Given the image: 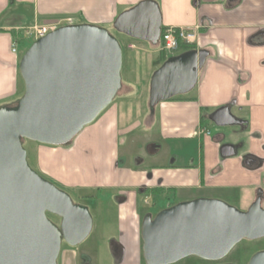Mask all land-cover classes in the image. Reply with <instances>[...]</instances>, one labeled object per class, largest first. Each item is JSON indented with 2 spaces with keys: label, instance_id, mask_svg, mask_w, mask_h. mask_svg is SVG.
<instances>
[{
  "label": "water",
  "instance_id": "water-1",
  "mask_svg": "<svg viewBox=\"0 0 264 264\" xmlns=\"http://www.w3.org/2000/svg\"><path fill=\"white\" fill-rule=\"evenodd\" d=\"M162 17L155 0H139L120 12L113 29L152 46L159 42ZM121 44L107 28L90 23L58 26L22 52L18 72L23 89L14 106L0 105V264H58L64 243L90 234L93 218L86 205L39 175L28 163L23 140L64 145L110 105L121 88ZM208 56L191 49L169 56L151 74L148 107L190 92ZM217 126L245 121L222 106L208 115ZM150 154L158 146H148ZM220 154H235L224 144ZM248 156L245 163L254 165ZM121 201V200H120ZM48 214L55 215L54 222ZM264 236V209L257 197L239 209L216 197L181 200L144 215L141 253L145 264H174L195 256L214 261L240 240ZM235 264V263H222ZM248 264H264V250Z\"/></svg>",
  "mask_w": 264,
  "mask_h": 264
},
{
  "label": "crops",
  "instance_id": "crops-1",
  "mask_svg": "<svg viewBox=\"0 0 264 264\" xmlns=\"http://www.w3.org/2000/svg\"><path fill=\"white\" fill-rule=\"evenodd\" d=\"M137 1L0 0V99L9 97L11 93L18 94L21 90L18 54L22 52V46L26 47L27 28L34 24L52 23L67 16L72 17L74 23L104 26L112 24L120 12ZM189 1L192 4L190 7ZM183 4L185 7H176L178 10L165 17L166 23L162 24L197 28L196 49H206L208 56L198 71L197 83L191 93L193 99L165 100L161 104L160 114L162 120L166 117L168 121V136L191 139L190 143L196 147V158L193 159L196 164L188 162L182 166L184 170L173 172L174 178L181 174L182 177L178 178L184 180L181 183L160 175L158 169H154L145 182L144 172L117 167V183L105 186L118 189L122 185L120 180L127 179L130 188L142 183L147 193L162 195L165 191H173L175 201L199 196L214 197L205 195L209 191L238 196L242 201L245 198L243 191L254 190L246 203L249 206L264 177V0H185ZM16 42L18 54L11 50ZM128 44L126 49H136L141 43H134V48H128ZM222 106H228L232 115L245 121L244 127L238 126L240 131L220 130L211 134L207 123L200 125L202 117L209 119L208 115ZM95 127L84 128L71 142L59 148L61 154H55L58 150H51V158L47 157V149L40 148L36 160L38 169L47 170L57 180L68 179L65 175L73 171H77L78 175L86 173L88 168L80 164V160L88 162L95 157L97 161L103 151L100 147L93 151L89 146L92 140L102 138ZM203 129L211 135L210 139L203 135ZM243 133L248 136L244 141L240 135ZM228 134L235 136L233 140L227 138ZM111 141L118 145L119 135L114 133ZM77 143L82 144L80 151L75 148ZM224 144L233 145L235 154L221 156L220 148ZM54 154L55 158H52ZM249 155L263 160V163L249 166L245 163ZM117 164L118 158L110 153V165L114 170ZM120 193L125 200L117 204L120 221L117 260L112 258L116 264H145L141 259L142 242L138 215L133 210V194ZM72 255L69 250H63L60 264H91L89 261L79 263Z\"/></svg>",
  "mask_w": 264,
  "mask_h": 264
},
{
  "label": "rangeland",
  "instance_id": "rangeland-1",
  "mask_svg": "<svg viewBox=\"0 0 264 264\" xmlns=\"http://www.w3.org/2000/svg\"><path fill=\"white\" fill-rule=\"evenodd\" d=\"M159 6L162 22L165 24V17L171 16L172 12L178 10V6L185 7V0H155ZM192 6L189 1V7ZM103 27L107 28L116 38H118L124 47L125 53L122 56L121 66V88L118 91L115 100L90 124L89 126H96L94 129L98 130L102 138L97 141L89 143L90 148L94 151L96 147H100L102 151L101 158L95 161L93 157L86 162L81 159L80 164L87 166V171L78 174L77 171L70 172L65 175L68 179L57 180L55 175L49 174L47 170H39L37 167V155L40 148L47 149V157L51 158V150H58L55 154H61L59 148L64 145H46L34 141H25L24 147L27 152V160L32 169L39 175L52 182L59 189L67 192L74 202H79L86 205L93 218V226L88 237L81 243L70 246L65 243L62 244L58 256V263L60 264L62 251L69 250L72 252V257L79 263L91 262V264H116L110 252V242L117 241V231L120 226L118 219V207L114 200L117 193L123 192L125 195L129 192L133 194L134 198V212H136L139 228L145 214L149 212H156L163 208L167 201L165 197H172V192L165 191L164 194H157L152 192H140L139 189L143 184H137L136 187L130 188L127 185L128 180H120L122 185L118 189L109 188L105 185L117 183V167L119 169L125 168L129 171H140L145 174V182L147 177L151 176L154 169L160 170V175H166L176 183H181L184 180H179L182 177L178 174L176 178L172 177L173 172L177 170H184L183 165L188 162L196 164L194 155L195 145L190 143L191 139H180L179 137L168 136V121L166 117L162 120L160 114V107L162 102L154 106L153 114L149 112L148 108V90L149 80L152 72L155 70L152 61L157 55V49L144 43L138 44L136 49H126L124 46V36L116 32L112 24H106ZM135 45V47H136ZM139 45H142L140 47ZM144 46V47H143ZM27 48L22 46V52ZM11 72V69L8 73ZM7 72L5 76L7 77ZM10 82H12L10 73ZM19 76V74H18ZM20 88L22 90V80L19 76ZM14 84V83H12ZM13 88V87H12ZM11 88V89H12ZM20 90V91H21ZM16 99V94L11 93L9 97L0 99V105H8ZM211 134L216 131H240L238 125L233 126H217L212 122L206 124ZM83 128V129H84ZM82 129V130H83ZM81 130V131H82ZM203 135L211 138L210 134H206L203 129ZM80 131V132H81ZM243 132V131H242ZM116 133L119 135L118 145L112 144V135ZM167 133V134H166ZM242 140H246L248 136L244 133L240 134ZM235 136L230 134L227 138L233 140ZM75 138V137H74ZM156 144L158 150L150 154L148 146ZM190 144H192L190 146ZM76 150H81L82 144L77 143ZM44 151V150H43ZM110 153L118 158L116 170L110 165ZM55 154L52 158H55ZM139 158L140 164L137 165L136 159ZM59 159V158H56ZM55 168L57 166H54ZM48 168V167H47ZM52 169V167H51ZM56 170V169H55ZM183 173L185 171H182ZM159 175V176H160ZM123 176V175H120ZM93 184V186H90ZM148 186V185H147ZM99 188V189H97ZM254 190L243 191L244 200L230 194H222L221 192H206L205 195L220 198L227 203L239 208L245 209L247 200L252 196ZM89 194L92 197H83ZM146 200L153 202L150 206L146 204ZM133 202V200H132ZM264 206V204H263ZM53 220L55 217L49 216ZM247 247L246 252L242 257L238 255V249ZM252 249L264 250V237L257 241L244 240L241 244L229 254L226 260L244 264L252 253ZM252 250V251H250ZM241 258V259H240ZM175 264H211L203 261L195 256H190L187 259L178 261Z\"/></svg>",
  "mask_w": 264,
  "mask_h": 264
},
{
  "label": "built area",
  "instance_id": "built-area-1",
  "mask_svg": "<svg viewBox=\"0 0 264 264\" xmlns=\"http://www.w3.org/2000/svg\"><path fill=\"white\" fill-rule=\"evenodd\" d=\"M74 20L72 17L67 16L60 19H57L56 21H53L52 23L48 24H34L26 29V46L31 43L34 39L41 37L45 35L47 32L54 30L58 26L64 25V24H73ZM196 31L197 28H185V27H175V26H167L164 30L161 41H162V49L165 50V52L169 55L172 54V52L176 49L178 40L187 42V43H195L196 41ZM134 43H129L127 45L128 48H134ZM12 52L15 54L19 53L18 50V44L13 43ZM20 56V53L18 54Z\"/></svg>",
  "mask_w": 264,
  "mask_h": 264
},
{
  "label": "flooded vegetation",
  "instance_id": "flooded-vegetation-1",
  "mask_svg": "<svg viewBox=\"0 0 264 264\" xmlns=\"http://www.w3.org/2000/svg\"><path fill=\"white\" fill-rule=\"evenodd\" d=\"M116 96H117V94H116ZM115 96V97H116ZM69 142H71V141H69ZM68 142V143H69ZM67 143V144H68ZM249 156H253V155H249ZM248 157V156H247ZM253 157H255V156H253ZM257 158V157H256ZM141 160L139 159V158H137L136 159V163H139ZM263 163V160H259L258 158H257V160H256V162H255V164L254 165H249V166H255V165H261ZM139 191L142 193V192H144V191H146L145 190V186H141V188L139 189ZM172 193H173V191H171ZM173 194H172V197H166V201H167V203H166V205L163 207V208H165V207H167V206H170V205H172V204H174V203H176V202H179V201H181V200H179V201H175L174 203H172V204H169V203H171L172 201H173ZM83 197H86V198H88V197H92L91 195H89V194H86V195H83ZM199 197H201V196H199ZM257 197H259L260 198V205H261V207L264 209V206H263V204H264V177H263V180H262V183H261V185L259 186V187H257L256 188V191H255V195H254V198H253V200H252V202L257 198ZM196 198V197H195ZM190 199H193V198H190ZM73 200V199H72ZM114 200H115V202L118 204V203H121V202H123L124 200H125V196L122 194V193H116L115 194V196H114ZM121 200V201H120ZM185 200H189V199H185ZM74 202V201H73ZM146 202V204H148V205H150V206H152L153 205V202H151L150 200H146L145 201ZM251 202V203H252ZM74 203H79V202H74ZM250 203V204H251ZM79 204H81V203H79ZM249 204V205H250ZM248 208V206L245 208V209H247ZM160 209H162V208H160ZM160 209H158L157 211H159ZM244 210V209H243ZM90 211V210H89ZM157 211L156 212H149L151 215H152V217L157 213ZM50 216H53V217H55V220H53L51 217V219L54 221V222H56V223H58L59 222V218L57 217V216H55V215H52V214H50ZM264 236H262V237H259V238H256V239H246V238H244V239H242V240H240L235 246H233L231 249H230V251L225 255V256H223L221 259H218V260H214V261H207V262H210L211 264H222V263H235V264H241V263H238V262H234V261H230V260H226V258L229 256V254L231 253V252H233L240 244H241V242H243L244 240H247V241H257V240H259V239H261V238H263ZM64 243V242H63ZM66 244V243H65ZM110 247H111V252H112V256H113V258L114 259H116L117 260V241H111L110 242ZM247 247H249V246H247ZM247 247L246 246H244L243 248H241V249H238V255H239V257H242L246 252H248V249H247ZM253 250V251H252ZM252 250H250V251H252V253L250 254V256L248 257V259L245 261V263L244 264H248V262H249V259H250V257L254 254V253H256V252H259V251H263V250H258V249H252ZM188 258V257H187ZM187 258H183V259H187ZM182 259V260H183ZM200 259V258H199ZM241 259V258H240ZM201 260H203V259H201ZM180 261V260H179ZM203 261H206V260H203ZM177 263V262H176ZM175 264V263H174Z\"/></svg>",
  "mask_w": 264,
  "mask_h": 264
},
{
  "label": "trees",
  "instance_id": "trees-1",
  "mask_svg": "<svg viewBox=\"0 0 264 264\" xmlns=\"http://www.w3.org/2000/svg\"><path fill=\"white\" fill-rule=\"evenodd\" d=\"M166 27L167 26H164L163 24L161 25V31H160V39H159V42H158V44L156 45V46H152V45H150L149 43H147V42H144V41H139V40H136V39H133V38H130V37H128V36H126V35H124V34H121V35H123L124 36V39H125V42H124V46H125V48H126V44L127 43H130V42H134V43H144V44H149L150 46H152V47H155L156 49H157V55H156V57L154 58V60L152 61V64H153V66H154V69H156L163 61H165L170 55L169 54H167L166 52H165V50H163L162 49V41H161V37H162V34H163V32H164V30L166 29ZM119 40V39H118ZM119 42H120V40H119ZM120 44H121V42H120ZM121 47H122V54L124 55V53H125V50H124V47H123V45L121 44ZM191 49H196V45H195V43H187V42H184V41H181V40H178V44H177V47H176V49L172 52V55H175V54H178V53H181V52H183V51H186V50H191ZM194 89V88H193ZM193 89L190 91V92H188L187 94H183V95H177V96H174V97H171V98H169L168 100H182V99H193V96H192V91H193ZM118 94V93H117ZM20 95L21 94H16V99L14 100V101H12L11 103H9L8 104V106H14L15 105V103H16V100L20 97ZM115 100V98L113 99V101ZM112 101V102H113ZM111 102V103H112ZM110 103V104H111ZM107 108V107H106ZM105 108V109H106ZM149 108V107H148ZM104 109V110H105ZM103 110V111H104ZM102 111V112H103ZM101 112V113H102ZM149 112H150V110H149ZM100 113V114H101ZM99 114V115H100ZM153 114V113H152ZM152 114H150V115H152ZM98 115V116H99ZM97 116V117H98ZM210 121H209V119H203V117L201 118V122H200V125L202 126V124H204V123H209ZM25 141H27V140H23V144H24V142ZM175 202V200H173L171 203H169V204H172V203H174ZM48 216H50V214H48ZM141 259L143 260V257L141 256ZM143 263H145L144 262V260H143Z\"/></svg>",
  "mask_w": 264,
  "mask_h": 264
},
{
  "label": "bare ground",
  "instance_id": "bare-ground-1",
  "mask_svg": "<svg viewBox=\"0 0 264 264\" xmlns=\"http://www.w3.org/2000/svg\"><path fill=\"white\" fill-rule=\"evenodd\" d=\"M134 47H135V45H134Z\"/></svg>",
  "mask_w": 264,
  "mask_h": 264
}]
</instances>
